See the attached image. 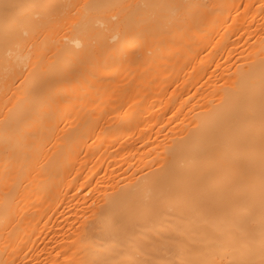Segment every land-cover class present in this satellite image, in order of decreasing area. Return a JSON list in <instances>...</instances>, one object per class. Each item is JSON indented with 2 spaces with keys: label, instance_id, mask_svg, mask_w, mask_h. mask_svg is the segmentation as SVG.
I'll return each instance as SVG.
<instances>
[{
  "label": "bare ground",
  "instance_id": "1",
  "mask_svg": "<svg viewBox=\"0 0 264 264\" xmlns=\"http://www.w3.org/2000/svg\"><path fill=\"white\" fill-rule=\"evenodd\" d=\"M0 264H264V0H0Z\"/></svg>",
  "mask_w": 264,
  "mask_h": 264
},
{
  "label": "rangeland",
  "instance_id": "2",
  "mask_svg": "<svg viewBox=\"0 0 264 264\" xmlns=\"http://www.w3.org/2000/svg\"><path fill=\"white\" fill-rule=\"evenodd\" d=\"M175 1H179V0H153V3L155 4V5H159V6H161V7H164V6H166L167 4H172L173 2H175ZM247 19V18H246ZM247 21H248V19H247ZM58 24H60V22H58Z\"/></svg>",
  "mask_w": 264,
  "mask_h": 264
}]
</instances>
